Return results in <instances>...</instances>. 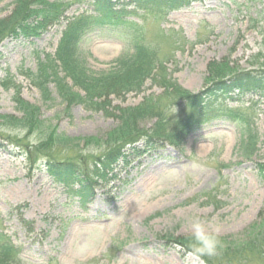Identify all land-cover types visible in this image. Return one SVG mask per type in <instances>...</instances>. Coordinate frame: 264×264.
<instances>
[{"label": "rangeland", "instance_id": "obj_1", "mask_svg": "<svg viewBox=\"0 0 264 264\" xmlns=\"http://www.w3.org/2000/svg\"><path fill=\"white\" fill-rule=\"evenodd\" d=\"M13 2L0 0V17L11 13ZM117 3L133 9L130 0ZM86 9L75 3L66 16ZM141 13L129 16L140 25L138 30L104 23L85 35L77 56L96 72L110 71L118 58L134 52L128 33L133 34L130 38L140 34L160 49V59L178 83L194 93L203 89L211 61L225 58L233 68L264 69V0H180L163 9V15ZM62 29L52 26L40 37L0 44V116H21L16 104L21 97L38 106L41 118L59 134L105 136L118 126L117 118L81 105L66 109L52 84L53 99L45 101L27 77L47 54L54 55ZM161 93L149 80L143 92L113 98L112 108L136 106ZM221 107L235 115L220 113L203 123L181 148L155 147L144 156L131 157L125 168L121 163L117 179L111 175L100 181L86 210L79 197L68 194L44 167L32 170L7 144L3 136L23 132L7 128L0 117V230L20 249L21 264H206L159 238L167 233L191 236L192 217L201 218L219 236L245 238L264 211V183L257 173V165L264 163V95L234 96ZM171 108L176 112V106ZM242 115L252 118L259 136L251 158L242 149ZM154 122L142 125L151 127ZM29 141L36 142V137ZM89 152L99 154L101 149H83ZM21 217L31 226L25 227Z\"/></svg>", "mask_w": 264, "mask_h": 264}, {"label": "trees", "instance_id": "obj_2", "mask_svg": "<svg viewBox=\"0 0 264 264\" xmlns=\"http://www.w3.org/2000/svg\"><path fill=\"white\" fill-rule=\"evenodd\" d=\"M118 0H14L13 10L0 17V44L8 39H32L40 37L52 26H61V38L54 55L47 54L39 62L35 72L27 73L31 84L37 88L45 101H51L52 84L66 109L81 105L89 111H102L119 120L118 126L105 136L85 139L68 138L57 133L55 126L41 118L40 108L16 98L21 116H0L7 128L20 129L21 134H6L3 139L25 157L32 170L44 167L62 185L68 194L79 197L86 210L95 199V190L111 175L117 179L120 164L130 165L131 157L144 156L155 147L171 145L181 148L184 140L208 120L218 114L235 115L223 111L221 103L234 97L251 94L264 95V69H241L229 60H214L208 64L203 89L194 93L181 86L168 72L166 62L160 59L156 47L148 45L141 35L127 39L133 43L134 52L117 59L110 71L88 68L77 56L78 44L83 37L97 31L104 23L140 28L129 19L141 12L163 15V9L177 5L180 0H130L133 9L117 7ZM86 5L80 14L67 17L71 5ZM113 35H119L115 34ZM132 39V40H131ZM159 51V52H158ZM165 59V58H164ZM1 60V55H0ZM9 77V76H8ZM8 77L2 81L5 85ZM153 81L162 89L160 95H151L136 106H116L113 98L124 99L130 93L143 92L147 81ZM171 106H176L172 112ZM113 110V111H111ZM240 120L242 149L251 158L259 143V136L252 118L242 115ZM155 120L153 126L142 124ZM36 142H31V137ZM1 137V136H0ZM100 148L99 154L83 153V149ZM68 151L65 157L56 153ZM228 166V164L224 165ZM121 167V169H123ZM257 173L264 183V163L257 165ZM121 188H119L120 190ZM25 227L30 223L21 217ZM32 230V227L29 228ZM221 247L214 256L198 255L191 250V236L164 234L160 238L166 244L180 247L185 253H193L206 264H264V211L260 221L252 225L243 239L219 236ZM20 249L10 237L0 230V264H21Z\"/></svg>", "mask_w": 264, "mask_h": 264}, {"label": "clouds", "instance_id": "obj_3", "mask_svg": "<svg viewBox=\"0 0 264 264\" xmlns=\"http://www.w3.org/2000/svg\"><path fill=\"white\" fill-rule=\"evenodd\" d=\"M191 250L198 255L214 256L221 247L218 231H211L199 217L190 218Z\"/></svg>", "mask_w": 264, "mask_h": 264}]
</instances>
